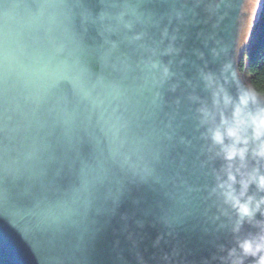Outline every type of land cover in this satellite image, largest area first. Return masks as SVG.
I'll return each instance as SVG.
<instances>
[{"label": "water", "instance_id": "water-1", "mask_svg": "<svg viewBox=\"0 0 264 264\" xmlns=\"http://www.w3.org/2000/svg\"><path fill=\"white\" fill-rule=\"evenodd\" d=\"M247 3L0 0V264L264 259Z\"/></svg>", "mask_w": 264, "mask_h": 264}, {"label": "trees", "instance_id": "trees-1", "mask_svg": "<svg viewBox=\"0 0 264 264\" xmlns=\"http://www.w3.org/2000/svg\"><path fill=\"white\" fill-rule=\"evenodd\" d=\"M253 33L242 50L237 65L246 83L264 96V3Z\"/></svg>", "mask_w": 264, "mask_h": 264}, {"label": "clouds", "instance_id": "clouds-1", "mask_svg": "<svg viewBox=\"0 0 264 264\" xmlns=\"http://www.w3.org/2000/svg\"><path fill=\"white\" fill-rule=\"evenodd\" d=\"M237 115H239V109H237ZM250 122H251V127L253 130V137L256 141H259V146L258 150L255 152V155L261 158H264V112H261L255 116L249 117ZM227 135L229 137H234L236 139V144L243 143V144H248V140H243L241 141L240 137L237 134V129L236 128H230L227 131ZM214 139L218 142L221 141V135L219 132L215 134ZM247 151L246 148H240L237 150L235 145L233 146V149L228 153V158L231 159L237 155L241 159L244 158V154ZM253 180L257 182V185L259 189L264 192V174L259 173V170H256V175L253 176ZM245 188H247V184H245ZM261 203H264V200H261ZM242 211L247 213L248 208L243 207ZM241 248L243 249V252L245 254L249 255H255L256 253L260 251H264V238L257 240V241H245L244 243L241 244ZM259 264H264V259L259 260Z\"/></svg>", "mask_w": 264, "mask_h": 264}, {"label": "rangeland", "instance_id": "rangeland-1", "mask_svg": "<svg viewBox=\"0 0 264 264\" xmlns=\"http://www.w3.org/2000/svg\"><path fill=\"white\" fill-rule=\"evenodd\" d=\"M263 3L264 0H248L245 11L244 47L249 43L251 36L254 34L253 32L255 31V25L257 23Z\"/></svg>", "mask_w": 264, "mask_h": 264}, {"label": "snow or ice", "instance_id": "snow-or-ice-1", "mask_svg": "<svg viewBox=\"0 0 264 264\" xmlns=\"http://www.w3.org/2000/svg\"><path fill=\"white\" fill-rule=\"evenodd\" d=\"M129 24H130V23H129ZM112 47L115 48L116 46H115V45H112ZM117 131H118V129H117Z\"/></svg>", "mask_w": 264, "mask_h": 264}]
</instances>
